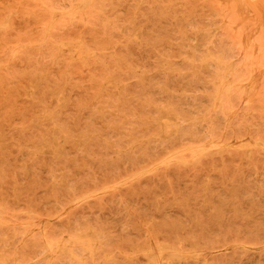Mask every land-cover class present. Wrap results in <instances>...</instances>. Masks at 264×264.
<instances>
[{"label":"rangeland","instance_id":"374dc122","mask_svg":"<svg viewBox=\"0 0 264 264\" xmlns=\"http://www.w3.org/2000/svg\"><path fill=\"white\" fill-rule=\"evenodd\" d=\"M236 1L0 0V264H264V1Z\"/></svg>","mask_w":264,"mask_h":264},{"label":"bare ground","instance_id":"6f19581e","mask_svg":"<svg viewBox=\"0 0 264 264\" xmlns=\"http://www.w3.org/2000/svg\"><path fill=\"white\" fill-rule=\"evenodd\" d=\"M228 1H229V0H228ZM237 1H238V0H237ZM237 1H236V2H237ZM249 1H250V4H251V2H258V3H259V2H262V1H264V0H249ZM240 2H241V1H240ZM241 3H242V2H241ZM236 4H238V2H237ZM252 4H253V3H252ZM240 6H241V4H240ZM240 6H239V7H240ZM237 7H238V6H237ZM252 8L254 9V7H252ZM242 9H244L243 6H242L241 10H242ZM250 9H251V8H250ZM251 10H252V9H251ZM255 10H256V8H255ZM239 11H240V10H239ZM257 12H258V11H257ZM257 12H254V13H257ZM257 14H258V13H257ZM257 14H256V15H257ZM241 20H242V19H241ZM239 22H240V21H239ZM239 22H238V23H239ZM234 28H236V27H234ZM253 28H255V27H253ZM255 29H256V28H255ZM252 32H253V31H252V29H251V33H252ZM251 33H249V34H251ZM252 35H254V34H252ZM245 37H246V34H245L244 38H245ZM247 37H248V34H247ZM244 38H243V39H244ZM247 39H248V38H247ZM250 39L252 40V37H251ZM250 39H248V41H249ZM245 41H246V39H245ZM246 43H247V42H246ZM250 43H251V42H250ZM250 43H249V44H250ZM242 44H243V46H244V43H243V42H242ZM254 47H255V46H254ZM245 48H246V47H245ZM254 74H255V73H254ZM255 76H256V75H255ZM254 80H255V79H254ZM149 242H150V240H149ZM74 258H75V257H74Z\"/></svg>","mask_w":264,"mask_h":264}]
</instances>
